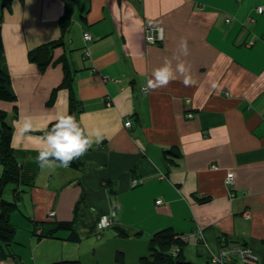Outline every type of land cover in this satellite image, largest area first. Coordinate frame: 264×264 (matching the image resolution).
<instances>
[{
    "label": "crops",
    "instance_id": "1",
    "mask_svg": "<svg viewBox=\"0 0 264 264\" xmlns=\"http://www.w3.org/2000/svg\"><path fill=\"white\" fill-rule=\"evenodd\" d=\"M4 2L5 62L17 102H0V109L12 115L19 180L11 183L8 201L17 198L10 219L22 245L35 242L33 222L44 223L46 232L55 222L75 220L82 239L98 240L96 222L108 216L109 228L124 225L146 237L138 239L140 255L149 251L156 232L168 228L183 236L196 233L184 246L206 261L232 243L246 242L264 253V11L258 12L264 0H11L3 7ZM67 11L70 26L63 32ZM149 26L162 27L164 41L148 44ZM85 33L92 40L85 41ZM182 39L189 54L181 59L192 83L174 81L144 94L152 71L178 53ZM57 40L62 42L48 67L30 61L33 49ZM64 63L84 108L83 127L98 129L103 139L75 160L76 168L41 170L34 158L43 131L14 137V122L31 116L46 130L69 111V87L58 89L54 105L47 106L51 92L64 84ZM170 150L178 158L166 157ZM4 171L0 163V177ZM228 173L234 174L232 186L225 183ZM136 178L142 183L132 187ZM59 238L47 239L71 242ZM48 253V264L66 261ZM20 258L37 264L26 262L23 252Z\"/></svg>",
    "mask_w": 264,
    "mask_h": 264
},
{
    "label": "trees",
    "instance_id": "2",
    "mask_svg": "<svg viewBox=\"0 0 264 264\" xmlns=\"http://www.w3.org/2000/svg\"><path fill=\"white\" fill-rule=\"evenodd\" d=\"M3 1H5L3 3V7H7L11 0ZM62 20L66 21V24H61V29L64 32L66 29L68 30V27L70 26L68 22L70 20L68 11L65 13V16L62 18ZM1 21L2 19L0 20V102L16 104L17 96L11 88V77L7 64L5 62L6 51L2 36ZM61 42L62 40L52 41L43 44L37 47L36 49H33L29 53L30 61L35 63L38 67L42 69L48 67L52 61L53 50L57 46H59ZM63 67L65 71L64 84L51 92L49 100L47 101V106L51 107L54 105L58 94V89L62 87H69L70 90L68 114L74 115L77 121L81 122L80 115L82 114L84 108L83 105L79 102V100L75 97L74 92L72 91L70 80L68 78L69 70L67 64L64 63ZM13 110L15 114L14 117H17L16 115L18 110L16 106ZM8 115L9 114L6 111L0 109V163L5 168L3 175L0 177V196L4 194L5 188L9 184L17 183L19 180L18 167L16 165V160L14 156L15 152L12 146L13 126L12 123L10 124L7 120ZM54 122L55 121H53L46 130L50 129ZM166 153V157H168V155L170 154H174L173 158H178V155L173 150L167 151ZM173 158H171V161L175 162ZM78 164V161L74 160L71 163L70 167L76 168L78 167ZM15 199L17 198L14 197L13 201H8L5 199L0 200V260H12L16 264H23L19 253H16L13 248L15 245L16 228L11 223L10 217L11 214L18 209V205L16 203L17 201ZM33 225L35 228L34 231H32V234L34 237H37L38 240H41L43 238H59L61 237L59 236L61 232H67L68 236L64 237L66 240L81 243L82 239L79 236L78 231H76V229L74 228L75 220L55 222L54 226L51 227V229L49 228V230H47L46 232L42 231V229H44V223L33 222ZM39 225H41V229L37 228ZM117 229L118 233L122 236H130L128 234L129 231H126V229H122L120 227H117ZM38 230L40 231L39 233H37ZM137 234L140 233L136 232V235ZM197 235L202 236L203 231L202 234ZM177 236L181 238V235L175 234L170 228L156 232L149 241V254L142 256L140 258L139 264H198L187 261L185 259L183 247L186 242L181 239H176ZM239 244H246V242ZM173 247L178 248L179 251L175 252L173 250ZM52 264H79V261H60ZM205 264L212 263L210 261H206Z\"/></svg>",
    "mask_w": 264,
    "mask_h": 264
},
{
    "label": "clouds",
    "instance_id": "3",
    "mask_svg": "<svg viewBox=\"0 0 264 264\" xmlns=\"http://www.w3.org/2000/svg\"><path fill=\"white\" fill-rule=\"evenodd\" d=\"M178 49V53L174 54L172 58L165 57L163 64L152 71L151 78L142 88L145 94L166 88L174 81H180L185 86L192 83L189 75L190 68L181 59V55L186 57L189 54L187 41L182 39ZM173 61H175V65ZM14 125V137L19 134L27 138L30 133L43 131V135L39 137L40 144L35 149L38 154L34 158L41 170L54 171L56 168H68L74 160L82 157L94 144L103 139V134L98 129H86L74 115L68 114L67 111L58 114L52 127L48 130L38 129L31 116L22 115L19 120L14 122ZM106 217L108 218V216ZM108 219L111 226L112 219Z\"/></svg>",
    "mask_w": 264,
    "mask_h": 264
},
{
    "label": "rangeland",
    "instance_id": "4",
    "mask_svg": "<svg viewBox=\"0 0 264 264\" xmlns=\"http://www.w3.org/2000/svg\"><path fill=\"white\" fill-rule=\"evenodd\" d=\"M81 50H76L75 53H78ZM18 113V112H17ZM14 115V114H13ZM11 117L12 115L9 114L7 117L8 122L11 124ZM13 184H9L5 188V193L10 192L9 195L3 194V199L8 200L11 199L12 191L11 188ZM14 200V199H13ZM139 213V211H138ZM51 217V215L49 214ZM53 216V215H52ZM129 221H133L131 219L132 214H127ZM140 217V214H137V218ZM113 219V217H112ZM12 223V222H11ZM122 229L127 228L124 225L120 226ZM85 229L80 228L79 232L82 236L84 234ZM39 233V230L37 231ZM18 234L23 236L24 231L19 229ZM65 232H61L60 235H65ZM130 236L125 237L118 233V229L116 225L112 228L105 230L104 234L102 233L103 237L100 236L101 239H89L84 237L82 239L81 245L78 243H71L69 241H65L67 243H63L62 241L58 240H49L47 238H43L38 240L37 237H34V244L31 246L29 245H22V239L15 238V245L14 249L16 253H19L22 257V252L25 257L26 262L29 261V258L33 261L35 260L37 264H48L44 256L48 253L50 256L56 254L57 257L61 259H65L66 261H79V264H139L141 256L148 255L149 251L146 252L144 255H140V248L141 244L138 243V239L141 237L146 238L143 234H137L135 229L130 228V232L128 233ZM183 235H181L182 238ZM97 238V237H96ZM179 236L176 239H181ZM186 238V237H185ZM134 239V240H132ZM189 240L190 237L186 240ZM182 240V239H181ZM93 246H96V250L94 251ZM188 247V246H187ZM187 247L184 248V255L186 256V260L198 263V264H205L206 260L203 258H197V256H190ZM175 251V250H174ZM261 255V253H258ZM4 260V259H3ZM2 260V261H3ZM6 261V260H4ZM60 262V261H59ZM55 263V262H54ZM52 264V263H49ZM237 264H240L237 262Z\"/></svg>",
    "mask_w": 264,
    "mask_h": 264
},
{
    "label": "built area",
    "instance_id": "5",
    "mask_svg": "<svg viewBox=\"0 0 264 264\" xmlns=\"http://www.w3.org/2000/svg\"><path fill=\"white\" fill-rule=\"evenodd\" d=\"M264 11L263 7L258 8V12L262 13ZM226 22H229V19L226 20ZM85 41H90L91 36L88 33H85L83 36ZM163 39V33L161 28H156L149 26L147 27V34H146V42L148 44H156ZM86 58L89 57L88 53L85 55ZM93 73H96V70H93ZM145 94V93H144ZM188 117L191 118L192 114H188ZM131 121L127 120L125 122L126 127L131 126ZM216 168L215 166H213ZM228 186H232L234 184V174L233 173H228L226 182ZM139 185V180L134 179L132 180L131 186L136 187ZM231 196H234V194H231ZM157 203H161V201H157ZM50 215H54L53 212L50 213ZM245 216L249 218V214L246 212ZM110 220L106 217L103 216L101 220L99 221V228L104 229L108 226H110ZM40 232V231H39ZM196 233H193L189 235L190 238H194ZM199 234V232H198ZM202 234V232H200ZM188 236H182V240H186ZM188 240V239H187ZM173 250L175 252H178L179 249L173 247ZM210 262L212 264H237L239 262L240 264H264V253L258 254L252 247L246 245V244H229V245H224L219 248V251H217L215 254H213L210 258Z\"/></svg>",
    "mask_w": 264,
    "mask_h": 264
},
{
    "label": "bare ground",
    "instance_id": "6",
    "mask_svg": "<svg viewBox=\"0 0 264 264\" xmlns=\"http://www.w3.org/2000/svg\"><path fill=\"white\" fill-rule=\"evenodd\" d=\"M156 28H161L162 29V33H163V39H162V41H164V31H163V28L162 27H156ZM147 34V33H146ZM161 42V41H160ZM150 45H154V44H150ZM137 179V178H136ZM137 180H139V183L141 184L142 183V180H140V179H137ZM139 184V185H140ZM138 185V186H139ZM234 185V184H233ZM55 213V212H54ZM98 224H99V221H97L96 222V230H97V238H99L100 239V236L102 235V232L101 231H103V229H100L99 228V226H98Z\"/></svg>",
    "mask_w": 264,
    "mask_h": 264
}]
</instances>
